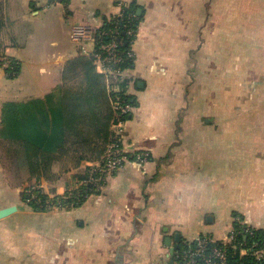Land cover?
Returning a JSON list of instances; mask_svg holds the SVG:
<instances>
[{"label":"crops","instance_id":"0c3cea01","mask_svg":"<svg viewBox=\"0 0 264 264\" xmlns=\"http://www.w3.org/2000/svg\"><path fill=\"white\" fill-rule=\"evenodd\" d=\"M122 3L140 16L122 144L148 159L129 157L79 206L34 209L0 155V208L16 207L0 218V264H179L198 235L264 230V0H0V118L7 101L68 93L66 65L93 50L71 26H104ZM78 148L46 155L42 192L63 195L100 159Z\"/></svg>","mask_w":264,"mask_h":264},{"label":"trees","instance_id":"16d2710c","mask_svg":"<svg viewBox=\"0 0 264 264\" xmlns=\"http://www.w3.org/2000/svg\"><path fill=\"white\" fill-rule=\"evenodd\" d=\"M127 11L134 14L132 24L137 26L139 15L135 8L128 7ZM109 22L104 26L109 27ZM108 38H104L107 40ZM122 48L127 47L124 40ZM132 66V60H125L120 67ZM94 56H77L66 65L64 78H67L68 93L59 98L54 93L47 94L43 99L34 98L28 101H7L2 105L0 118V139L13 143L16 152L23 153L30 166L38 168L40 158L46 161L47 154L62 149L66 144L75 143L91 160L101 159L111 134L109 127L114 119V111L109 104V97L114 93L107 89L104 73L94 69ZM9 73V67L6 68ZM15 70V69H14ZM17 71V70H16ZM127 83L123 79L122 85ZM124 87V86H123ZM119 101L136 105L135 98L125 91V87L116 93ZM115 95V93H114ZM131 113L122 116L130 118ZM90 168L87 167L77 176L80 182L63 195L48 196L40 189L28 190L22 199L34 209H46L50 205L63 208L79 206L89 195L97 193L92 183H87ZM27 192V191H26ZM234 241L223 243L219 240H208L204 244L205 252L211 247L224 246L227 250L228 264H261L249 254L241 255L233 245L249 246L252 242H263L264 230H254L253 234L238 233L240 226H235ZM196 248L195 243L179 244L177 254L188 247ZM177 256V255H176ZM181 261V257H176Z\"/></svg>","mask_w":264,"mask_h":264},{"label":"built area","instance_id":"2783aa9c","mask_svg":"<svg viewBox=\"0 0 264 264\" xmlns=\"http://www.w3.org/2000/svg\"><path fill=\"white\" fill-rule=\"evenodd\" d=\"M128 7L125 4H120V9L109 20V27L93 26L91 24H73L70 28V38L77 42L82 49L84 45L90 44L93 47L92 54L94 56V64L97 70L101 73H110L120 76L124 68L120 64L125 60L134 59V52L131 48V43L136 31V25L132 24L134 14L127 11ZM104 38H108L104 40ZM126 41L127 47L122 48V42ZM133 106L129 103L117 100L114 105V129L113 138L106 146L105 153L101 160L96 164L89 165V176L87 183H92L96 189H100L105 183L108 176L113 174L123 164L133 157L137 161L144 162L148 159V152H135L128 154L123 148L122 134L120 127L126 120L122 116L126 113H131ZM115 131V132H114ZM120 133V134H119ZM99 183V185H97ZM31 191V190H30ZM238 233H244L251 236L253 230L240 226ZM236 230L230 235L229 242H233ZM210 240L209 237L198 235L192 238L188 243L194 242L196 248L190 246L186 250L180 252L181 261L179 264H228L227 250L224 246L211 247L209 252H205L204 244ZM237 248L240 254H249L256 260L264 264V239L263 242L254 241L249 246L235 244L232 246ZM243 252V253H242Z\"/></svg>","mask_w":264,"mask_h":264},{"label":"rangeland","instance_id":"374dc122","mask_svg":"<svg viewBox=\"0 0 264 264\" xmlns=\"http://www.w3.org/2000/svg\"><path fill=\"white\" fill-rule=\"evenodd\" d=\"M2 64H4V63L2 61H0V65H2ZM4 65H6V64H4ZM104 78H105V82H106L105 86L107 87V89L109 91L115 93V95L113 93L109 97V104H111L112 110L114 111V115H115L114 105H115V102L117 100H119V98H118L119 96L116 93L120 92L124 87H125V91L127 92L128 84L126 83L125 85H122L124 78L121 75L118 76L115 74L105 73ZM2 87H3V84L0 82V88H2ZM114 122H115V120L112 119V121L110 123L109 130H110L111 134L108 136L109 141L112 140L113 135L115 134V133H113V129L115 128ZM121 134H122V132H121ZM107 144H106V146H107ZM106 146H105V150H106ZM15 149H16V146L11 142H7L4 145H0V155L2 157L1 164H2L3 169L6 172V176H8L9 181L12 182V185L17 184V185L21 186V185L26 184L25 187L20 192V197L22 199L23 194L28 193V190L32 191L34 189H39L38 180L40 181L42 176L46 179H47V177L49 178L50 173H51L52 161L48 157H47V159L49 161H46L43 157H41L40 161H39L40 163L38 164V168H34V167L30 166V164L28 163L24 154L16 152ZM105 150H104V153H105ZM99 160H101V159H99ZM79 183L80 182H77V184H79ZM97 185H99V183H97ZM98 190L100 191V189H98ZM25 202L27 203V201H25Z\"/></svg>","mask_w":264,"mask_h":264},{"label":"water","instance_id":"95a60500","mask_svg":"<svg viewBox=\"0 0 264 264\" xmlns=\"http://www.w3.org/2000/svg\"><path fill=\"white\" fill-rule=\"evenodd\" d=\"M16 210V207L14 205L6 206L4 208H0V218H3L9 214H11L13 211ZM176 240H178V234L175 235ZM170 242V238H166V243ZM170 251H173V248H170Z\"/></svg>","mask_w":264,"mask_h":264}]
</instances>
